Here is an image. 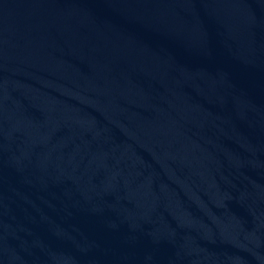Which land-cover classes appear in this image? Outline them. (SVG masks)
I'll return each instance as SVG.
<instances>
[{"label":"water","instance_id":"water-1","mask_svg":"<svg viewBox=\"0 0 264 264\" xmlns=\"http://www.w3.org/2000/svg\"><path fill=\"white\" fill-rule=\"evenodd\" d=\"M0 264H264V0H0Z\"/></svg>","mask_w":264,"mask_h":264}]
</instances>
